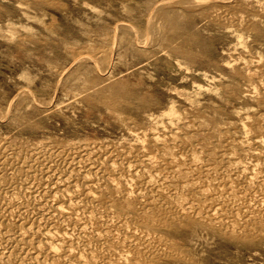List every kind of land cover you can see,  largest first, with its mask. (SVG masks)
Masks as SVG:
<instances>
[{"label": "rangeland", "instance_id": "obj_1", "mask_svg": "<svg viewBox=\"0 0 264 264\" xmlns=\"http://www.w3.org/2000/svg\"><path fill=\"white\" fill-rule=\"evenodd\" d=\"M201 1L0 0V264H264V0Z\"/></svg>", "mask_w": 264, "mask_h": 264}, {"label": "bare ground", "instance_id": "obj_2", "mask_svg": "<svg viewBox=\"0 0 264 264\" xmlns=\"http://www.w3.org/2000/svg\"><path fill=\"white\" fill-rule=\"evenodd\" d=\"M190 1H191V0H190ZM193 1H195V0H192V2H193ZM198 1H200V0H198ZM202 1H203V0H202ZM202 1H201V3H202ZM208 1H211V0H208ZM258 1H259V0H258ZM48 2H49V1H48ZM178 2H179V1H178ZM178 2H176V0H175V3H178ZM181 2H182V0H181ZM186 2H187V1H186ZM192 2H190V3H192ZM219 2H220V1H219ZM228 2H229V1H228ZM245 2H246V1H245ZM255 2H256V1H255ZM171 3H172V2H171ZM184 3H185V2H184ZM188 3H189V2H187V5H188ZM193 3H195V2H193ZM198 3H200V2H198ZM220 3H221V2H220ZM260 3H262V2L260 1ZM185 4H186V3H185ZM195 4L198 5L197 3H195ZM230 4H232V3H230ZM230 4H229V5H230ZM170 5H171V4H170ZM179 5H184V4H179ZM179 5H178V6H179ZM192 5H193V4H192ZM204 5H205V4H204ZM227 5H228V3H227ZM229 5H228V6H229ZM247 5H248V4H247ZM173 6H174V5H172V7H173ZM175 6H177V4H175ZM184 6H186V5H184ZM193 6H194V5H193ZM225 6H226V4H225ZM245 6H246V5H245ZM158 7H159V6H158ZM181 7H182V6H181ZM195 7H196V6H195ZM207 7H208V6H207ZM235 7H236V6H235ZM155 8H157V7H155ZM183 8H184V7H183ZM183 8H182V9H183ZM187 8H188V7H187ZM189 8H190V7H189ZM193 8H194V7H193ZM232 8H234V7H232ZM238 8H239V7H237V9H238ZM259 8H260V7H259ZM259 8H258V9H259ZM168 9H169V8H168ZM166 10H167V9H166ZM186 10H187V9H186ZM188 10H189V9H188ZM190 10H191V8H190ZM193 10H195V9H193ZM198 10H199V9H198ZM248 10H249V8H248ZM157 11H158V9H157ZM169 11H170V10H169ZM195 11H196V10H195ZM153 12H154V11H153ZM155 12H156V9H155ZM197 12H198V11H197ZM243 12H244V11H243ZM164 13H165V12H163L162 14H164ZM224 13H225V12H224ZM230 13H231V11H230ZM239 13H240V12H239ZM157 14H158V13H157ZM162 14H161V15L159 14L160 17L163 16ZM227 14H228V13H227ZM246 14H247V11H246ZM249 14H250V13H249ZM152 15H154V14H152ZM164 15H166V14H164ZM173 16H175V15L173 14ZM224 16H225V15H224ZM227 16H228V15H227ZM227 16H226V17H227ZM239 16L241 17L240 14H239ZM239 16H238V19L241 20V18H239ZM248 16H249V15H248ZM151 17H152V16H151ZM158 18H159V16H158ZM164 18H165V17H163V18L161 17V19H164ZM169 18H170V17H169ZM171 18H172V17H171ZM227 18H228V17H227ZM173 19H174V18H173ZM244 19H246V18H244ZM250 19H251V18H250ZM171 20H172V19H171ZM175 20H176V19H175ZM256 20H257V18H256ZM150 21H151V20H150ZM153 21H154V20H153ZM166 21H167V20H166ZM167 22H168V21H167ZM174 22L176 23V21H174ZM174 22L171 21L170 24H172V23H174ZM236 22H237V21H236ZM152 23H153V22H152ZM237 23H238V22H237ZM247 23H248V22H247ZM179 24H180V23H178V25H179ZM181 24H182V23H181ZM253 24H254V23H253ZM173 25H174V24H173ZM175 25H177V24H175ZM236 25H237V24H236ZM121 26H123V25H121ZM153 26H154V25H153ZM171 26H172V25H170V27H171ZM238 26H239V25H238ZM155 27H156V26H155ZM168 27H169V24H168ZM170 27H169V28H170ZM176 27H177V26H176ZM181 27H182V26H181ZM183 27H184V26H183ZM187 28H188V27H187ZM249 28H250V26H249ZM252 28H253V27H252ZM181 29H182V28H181ZM170 30H171V28H170ZM173 30H174V28H173ZM182 30H183V29H182ZM228 30H229V29H228ZM234 30H235V29H234ZM133 31H134V30H133ZM177 31H178V29H177ZM235 31H237V30H235ZM175 32H176V30H175ZM149 33H151V32H149ZM157 33H158V31H157ZM176 33L178 34L179 32H176ZM190 33H192V32H190ZM190 33H189V34H190ZM234 33H236V32H234ZM137 34H138V33H137ZM147 34H148V33H147ZM155 34H156V33H155ZM193 34H194V33H193ZM239 34H240V33H239ZM150 35H152V34H150ZM169 35H170V33H169ZM172 35H173V34H172ZM187 35H188V34H187ZM235 35H236V34H235ZM146 36H147V35H146ZM162 36H163V35H162ZM175 36H178V35H175ZM179 36H180V35H179ZM191 36H192V35H191ZM241 36H242V34H241ZM111 37H112V36H111ZM154 38H155V37H154ZM163 38H164V37H163ZM166 38H167V37H166ZM193 38H194V37H193ZM238 38H239V37H238ZM242 38H243V37H242ZM142 39H143V38H142ZM146 39H147V38H146ZM168 39H169V38H168ZM168 39H167V40H168ZM189 39H190V38H189ZM147 40H148V39H147ZM161 40H162V39H161ZM174 40H175V39H174ZM174 40H173V41H174ZM236 40H238V39H236ZM240 40H242V39H240ZM142 41H143V40H142ZM148 41H150V40H148ZM155 41H157L156 38H155L154 42H155ZM173 41H172V42H173ZM242 41H243V40H242ZM244 41H246V40L244 39ZM146 42H147V41H146ZM154 42H153V43H154ZM236 42H237V41H236ZM191 43H192V42H191ZM239 43H240V41H239ZM246 43H247V42H246ZM150 44H151V43H150ZM243 44H244V43L242 42V45H243ZM148 45H149V44H148ZM148 45H147V46H148ZM186 45H187V44H186ZM233 45H234V44H233ZM239 45H240V44H239ZM246 45H247V44H246ZM144 46H145V45H144ZM150 46H151V45H150ZM187 46H188V45H187ZM189 46H190V45H189ZM189 46H188V47H189ZM244 46H245V45H244ZM112 47H113V46H112ZM115 47H116V46H115ZM238 47H239V46H238ZM190 48H191V47H190ZM239 48H240V47H239ZM241 48H242V47H241ZM113 49H114V48H113ZM186 49H187V47H186ZM109 50H110V49H109ZM109 50H108V51H109ZM177 50H178V49H177ZM190 50L193 51V49H190ZM110 51H111V50H110ZM187 51H188V50H187ZM223 52H224V51H223ZM235 52H236V50H235ZM103 53H104V52H103ZM110 53H111V52H110ZM100 54H101V53H100ZM105 54H107V53L105 52ZM229 54H230V53H229ZM107 55H108V54H107ZM109 55H110V54H109ZM184 55H185V54H184ZM189 55H190V54H189ZM203 55H204V54H203ZM260 55H262V54L260 53ZM91 56H92V55H91ZM110 56H111V55H110ZM256 56H257V55H256ZM263 56H264V55H263ZM88 57H90V56H88ZM185 57H186V56H185ZM187 57H188V56H187ZM201 57H202V55H201ZM208 57H209V56H208ZM259 57H260V56H259ZM84 58H85V57H84ZM203 58H204V57H203ZM238 58H239V57H238ZM76 59H77V58H76ZM79 59H80V58H79ZM91 59H93V58H91ZM108 59H109V57H108ZM189 59H190V58H189ZM232 59H234V58H232ZM239 59H240V58H239ZM81 60H82V58H81ZM253 60H254V59H253ZM94 61H95V60H94ZM233 61H234V60H233ZM235 61H236V60H235ZM110 62H111V61H110ZM236 62H238V61H236ZM79 63H80V62H79ZM104 63H105V62H104ZM234 63H235V62H234ZM234 63H233V64H234ZM99 64H101V63H99ZM102 64H103V62H102ZM224 64H225V63H224ZM226 64H227V63H226ZM228 64H229V62H228ZM233 64H231V65H233ZM198 65H199V63H198ZM229 66H230V65H229ZM97 67H98V65H97ZM100 67H101V65H100ZM103 67H105V66H103ZM230 67H231V66H230ZM106 68H107V67H106ZM103 70H104V69H103ZM248 73H249V72H248ZM252 73H253V72H252ZM252 73H251V74H252ZM251 74H250V75H251ZM205 75H206V74H205ZM248 76H249V75H248ZM248 76H247V77H248ZM61 77H62V76H61ZM184 77H185V76H184ZM206 78H207V77H206ZM256 80H257V79H256ZM256 80H255V81H256ZM99 82H100V81H99ZM64 84H65V83H64ZM129 86H130V85H129ZM119 87H121V86H119ZM127 87H128V86H127ZM128 88H129V87H128ZM213 88H214V87H213ZM253 88H254V87H253ZM129 89H130V88H129ZM129 89H128V90H129ZM254 90H255V89H254ZM133 94H135V93H133ZM256 94H257V93H256ZM258 94H259V93H258ZM253 95H254V93H253ZM261 100H262V99H261ZM172 108H173V107H172ZM176 108H177V107H176ZM170 110H171V109H170ZM181 110H182V109H181ZM172 112H175V111H174V110L170 111V113H172ZM241 112H242V111H241ZM241 112H240V113H241ZM5 113H7V112H5ZM170 113H169V114H170ZM175 113H176V112H175ZM247 114H249V113H246V115H247ZM173 115H174V114H173ZM173 115H172V116H173ZM250 115H251V114H250ZM167 117H168V116H167ZM169 117H170V116H169ZM175 117L177 118V116H175ZM244 117H245V116H244ZM249 117H250V116H249ZM172 118H173V117H172ZM247 118H248V117H247ZM240 119H241V118H240ZM175 120H176V119H175ZM246 120H247V119H246ZM246 120H245V121H246ZM155 121H156V120H155ZM166 122H167V121H166ZM248 122H249V120H248ZM260 122H261V121H260ZM186 123H187V122H186ZM186 123H185V124H186ZM251 123H252V122H251ZM245 124H246V123H245ZM245 124H244V126H245ZM260 124H261V123H260ZM161 126H163V125L161 124ZM245 128H248V126L245 127ZM255 128H256V126H255ZM152 130H153V129H152ZM210 130H211V129H210ZM245 130H246V129H245ZM169 136H170V134H169ZM222 136H223V135H222ZM181 137H182V136H181ZM223 137H224V136H223ZM258 137H259V135H258ZM5 138H6V137H5ZM260 138H261V137H260ZM183 139H184V138H183ZM221 139H222V138H221ZM254 139H256V138H254ZM254 139H253V141H254ZM226 140H227V139H226ZM240 140H241V139H240ZM257 140H258V139H256L254 142H256ZM168 141H169V140H168ZM260 141H261V140H260ZM215 142H216V141H215ZM172 143H173V142H172ZM251 143H252V142H251ZM259 143H260V142H259ZM259 143H258V144H259ZM262 144H263V143H262ZM77 145H78V144H77ZM104 146H105V145H104ZM30 147H31V146H30ZM137 147H138V146H137ZM186 147H187V146H186ZM198 147H199V146H198ZM196 148H197V147H196ZM17 150H18V149H17ZM185 150H186V149H185ZM199 150H200V149H199ZM183 151H184V150H183ZM11 153H12V151H11ZM87 153H88V152H87ZM67 154H68V153H67ZM146 154H147V153H146ZM6 155H7V154H6ZM88 155H89V154H88ZM15 156H16V155H15ZM150 156H151V155H150ZM172 156H173V155H172ZM242 156H243V155H242ZM137 158H138V157H137ZM139 158H140V157H139ZM75 159H76V158H75ZM101 159H102V158H101ZM191 159H192V158H191ZM219 159H220V158H219ZM262 159H263V158H262ZM122 160H123V159H122ZM131 160H132V159H131ZM197 160H198V159H197ZM63 161H64V160H63ZM180 161H181V160H180ZM194 161H195V160H194ZM236 161H237V160H236ZM239 161H240V160L238 159V163H237V164H240ZM21 162H22V161H21ZM68 162H69V161H68ZM110 162H111V161H110ZM135 162H136V161H135ZM16 163H17V162H16ZM19 163H20V162H19ZM140 163H141V161H140ZM188 163H189V162H188ZM193 163H194V162H193ZM243 163H244V162H243ZM257 163H258V162H257ZM263 163H264V162H263ZM155 164H156V163H155ZM198 164H199V163H198ZM241 164H242V162H241ZM253 164H254V163H253ZM67 165H68V164H67ZM109 165H110V164H109ZM112 165H113V164H112ZM144 165H145V164H144ZM144 165H142V166H144ZM191 165H192V164H191ZM191 165H190V166H191ZM232 165H233V164H232ZM235 165H236V163H235ZM17 166H18V165H17ZM17 166H16V167H17ZM20 166H21V165H20ZM113 166H114V165H113ZM236 166H237V165H236ZM151 167H152V166H151ZM151 167H150V168H151ZM153 167H154V166H153ZM207 167H208V166H207ZM237 167H238V166H237ZM161 168H162V167H161ZM241 168H242V167H241ZM77 169H78V168H77ZM148 169H149V168H148ZM152 169H153V168H152ZM152 169H151V170H152ZM170 169H171V168H170ZM233 169H234V168H233ZM236 169H237V168H236ZM239 169H240V168H239ZM244 169H246V168H244ZM244 169H243V171H244ZM137 170H138V169H137ZM144 170H146V169L144 168ZM209 170H210V169H209ZM11 171H12V170H11ZM141 171H142V170H141ZM65 172H66V171H65ZM148 172H149V170H148ZM151 172H155V171H151ZM246 172H247V171H246ZM138 173H139V171H138ZM144 173H145V172H144ZM158 173H159V172H158ZM240 173H241V172H240ZM252 173H253V171H252ZM154 174H155V173H154ZM51 175H52V174H51ZM68 175H69V174H68ZM117 175H118V174H117ZM127 175H128V174H127ZM254 175H255V173H254ZM57 176H58V175H57ZM146 176H147V175H146ZM87 177H88V176H87ZM116 177H117V176H116ZM169 177H170V176H169ZM255 177H256V176H255ZM51 178H52V177H51ZM135 178H136V177H135ZM148 178H149V177H147V179H148ZM162 178H163V177H162ZM121 179H122V178H121ZM126 179H127V178H126ZM130 179H131V178H130ZM252 179H253V178H252ZM48 180H49V179H48ZM151 180H152V179H151ZM53 181H54V180H53ZM248 181H249V180H248ZM50 182H51V181H50ZM63 182H64V179H63ZM249 182H250V181H249ZM139 183H140V182H139ZM159 183H160V182H159ZM81 184H82V183H81ZM228 184H229V183H228ZM84 185H85V184H84ZM163 185H164V184H163ZM229 185H230V184H229ZM50 186H51V185H50ZM159 186H160V184H159ZM169 186H170V185H169ZM57 187H58V186H57ZM74 187H75V186H74ZM148 187H149V186H148ZM244 187H245V186H244ZM76 188H77V187H76ZM126 188H127V187H126ZM132 188H133V187H132ZM156 188H157V187H156ZM61 189H62V188H61ZM73 190H74V189H73ZM261 190H262V189H261ZM15 191H16V190H15ZM23 191H25V190H23ZM50 191H51V190H50ZM52 191H53V190H52ZM54 191H55V190H54ZM90 191H91V190H90ZM139 191H140V190H139ZM259 191H260V190H259ZM3 192H4V191H3ZM47 192H48V191H47ZM228 192H229V191H228ZM29 193H30V192H29ZM50 193H51V192H50ZM93 193H95V192H93ZM136 193H137V191H136ZM170 193H171V192H170ZM184 193H185V192H184ZM24 194H25V193H24ZM113 194H114V193H113ZM145 194H146V193H145ZM51 195H52V194H51ZM223 195H224V194H223ZM15 196H16V195H15ZM212 196H213V195H212ZM220 197H221V196H220ZM2 198H3V197H2ZM43 198H44V197H43ZM3 199H4V198H3ZM89 199H90V197H89ZM201 199H202V198H201ZM151 200H152V199H151ZM163 200H164V199H163ZM139 201H140V199H139ZM143 201H144V200H143ZM143 201H142V202H143ZM85 202H86V201H85ZM120 202H121V201H120ZM227 202H228V201H227ZM232 202H233V201H232ZM15 203H16V201H15ZM79 203H80V202H79ZM150 203H151V202H150ZM251 203H252V202H251ZM55 204H56V203H55ZM136 204H137V203H136ZM180 204H181V203H180ZM182 204H183V203H182ZM6 205H7V204H6ZM6 205H5V206H6ZM32 205H33V204H32ZM138 205H139V204H138ZM168 205H169V204H168ZM185 205H186V204H185ZM185 205H184V206H185ZM187 205H188V204H187ZM189 205H191V204H189ZM16 206H17V205H16ZM36 206H37V205H36ZM163 206H165V205H163ZM179 206H180V205H179ZM229 206H230V205H229ZM65 207H66V206H65ZM147 207H148V206H147ZM186 207H187V206H186ZM215 207H217V206H215ZM258 207H259V206H258ZM59 208H60V207H59ZM74 208H75V207H74ZM174 208H176V207L174 206ZM174 208H172V210H173ZM207 208H208V207H207ZM55 209H56V208H55ZM162 209H163V208H162ZM166 209H167V208H166ZM179 209H180V208H178L177 210H179ZM182 209H183V206H182ZM182 209H180V210H182ZM189 209H190V208H189ZM191 209H192V208H191ZM214 209H215V208H214ZM218 209H219V208H218ZM23 210H24V209H23ZM63 210H64V209H63ZM154 210H156V209H154ZM203 210H204V209H203ZM38 211H39V210H38ZM65 211H66V210H65ZM73 211H75V210H73ZM138 211H139V210H138ZM235 211H236V210H235ZM262 211H263V210H262ZM88 212H89V211H88ZM172 212H173V211H172ZM179 212H180V211H179ZM179 212H178V213H179ZM182 212L185 213L186 211H181L180 213H182ZM205 212H206V211H205ZM215 212H216V211H215ZM221 212H222V211H221ZM233 212H234V211H233ZM6 213H7V212H6ZM23 213H25V211H24ZM75 213H76V212H75ZM41 214H42V213H41ZM52 214H53V213H52ZM175 214H176V213H175ZM193 214H194V213H193ZM193 214H192V217L195 215V214H194V215H193ZM217 214H218V213H217ZM220 214H221V213H220ZM223 214H224V212H223ZM60 215H61V214H60ZM65 215H66V214H65ZM124 215H125V214H124ZM183 215H184V214H183ZM185 215H186V214H185ZM206 215H207V214H206ZM235 215H236V214H235ZM5 216H6V215H5ZM30 216H31V215H30ZM52 216H53V215H52ZM10 217H11V216H10ZM17 217H18V216H17ZM57 217H58V216H57ZM123 217H124V216H123ZM206 217H208V216H206ZM217 217H218V216H217ZM22 218H23V217H22ZM25 218H26V216H25ZM46 218H47V217H46ZM46 218H45V219H46ZM196 218H197V217H196ZM201 218H203V217H201ZM236 218H237V217H236ZM9 219H10V218H9ZM11 219H12V218H11ZM16 219H17V218H16ZM20 219H21V218H20ZM164 219H165V218H164ZM198 219H199V218H198ZM207 219H208V218H207ZM207 219H206V220H207ZM218 219H219V218H218ZM214 220H215V219H214ZM214 220H213V221H214ZM10 221H11V220H10ZM19 221H20V220H19ZM26 221H27V220H26ZM6 222H7V221H6ZM204 222L206 223L207 221H204ZM208 222H210V221H208ZM215 222H216V221H215ZM257 222H258V221H257ZM30 223H31V222H30ZM34 223H35V222H34ZM48 223H49V222H48ZM104 223H105V222H104ZM122 223H123V222H122ZM122 223H121V224H122ZM227 223H228V222H227ZM72 224L74 225L73 222H72ZM210 224H211V223H210ZM83 226H84V225H83ZM83 226H82V227H83ZM224 226H225V225H224ZM224 226H223V227H224ZM77 227H78V226H77ZM16 228H17V227H16ZM19 228H20V227H19ZM110 228H111V227H110ZM74 229H75V228H74ZM113 229H114V228H113ZM115 229H116V228H115ZM15 230H16V229H15ZM37 230H38V229H37ZM79 230H80V229H79ZM223 230H224V229H223ZM2 231H3V230H2ZM21 231H22V230H20V232H21ZM77 231H78V230H77ZM112 231H113V230H112ZM228 231H229V230H228ZM17 232H18V231H17ZM28 232H29V231H28ZM46 233H48V232H46ZM46 233H45V234H46ZM58 233H59V232H58ZM131 233H132V232H131ZM65 234H66V233H65ZM138 234H139V233H138ZM138 234H137V235H138ZM51 235H52V234H51ZM145 235H146V234H145ZM156 235H157V234H156ZM248 235H249V234H248ZM63 236H64V235H63ZM68 236H69V235H68ZM109 236H110V235H109ZM141 236H142V235H141ZM252 236H253V235H252ZM34 237H35V236H34ZM43 237H44V236H43ZM45 237H46V236H45ZM53 237H54V236H53ZM59 237H60V236H59ZM145 237H146V236H145ZM39 238H40V237H39ZM16 239H17V238H16ZM45 239H46V238H45ZM22 240H23V239H22ZM14 241H15V240H14ZM8 242H9V241H8ZM56 242H57V241H56ZM115 242H116V241H115ZM141 242H142V241H141ZM100 243H101V242H100ZM15 244H16V243H15ZM20 244H21V242H20ZM57 244H58V243H57ZM144 244H145V243H144ZM144 244H143V245H144ZM155 244H156V243H155ZM8 245H9V244H8ZM27 245H28V244H27ZM22 246H23V245H22ZM82 246H83V245H82ZM7 247H8V246H7ZM19 247H20V246H19ZM29 247H30V246H29ZM36 247H37V246H36ZM51 248H52V247H51ZM147 248H148V247H147ZM132 249H133V248H132ZM149 249H150V248H149ZM4 250H5V249H4ZM11 250H12V249H11ZM59 250H60V249H59ZM88 250H89V249H88ZM18 251H19V250H18ZM26 251H27V249H26ZM33 251H34V250H33ZM132 251H133V250H132ZM156 251H157V250H155L154 253H155ZM27 252H28V251H27ZM29 252H30V250H29ZM141 252H142V250H141ZM21 253H22V252H21ZM135 253H136V251H135ZM24 254H25V253H24ZM28 254H29V253H28ZM33 254H34V253H33ZM178 254H179V253H178ZM34 255H35V254H34ZM147 255H148V254H147ZM142 256H143V255H142ZM13 257H14V256H13ZM19 257H20V256H19ZM122 257H123V256H122ZM185 257H186V256H185ZM35 258H36V257H35ZM37 259H38V258H37ZM41 259H42V258H41ZM62 259H63V258H62ZM125 259H128V258H125ZM99 260H100V259H99ZM142 260H143V259H142ZM16 261H17V259H16ZM29 261H30V260H29ZM52 261H53V260H52ZM128 261H129V260H128ZM62 262H63V261H62ZM65 263H66V262H65Z\"/></svg>", "mask_w": 264, "mask_h": 264}]
</instances>
